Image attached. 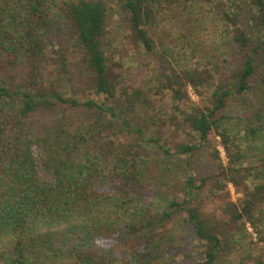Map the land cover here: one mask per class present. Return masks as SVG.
I'll return each instance as SVG.
<instances>
[{
	"label": "trees",
	"instance_id": "trees-1",
	"mask_svg": "<svg viewBox=\"0 0 264 264\" xmlns=\"http://www.w3.org/2000/svg\"><path fill=\"white\" fill-rule=\"evenodd\" d=\"M112 3L118 46L106 0H0V264H264V0ZM209 3L220 61L156 54L160 10ZM129 52L160 63L130 83Z\"/></svg>",
	"mask_w": 264,
	"mask_h": 264
},
{
	"label": "rangeland",
	"instance_id": "rangeland-1",
	"mask_svg": "<svg viewBox=\"0 0 264 264\" xmlns=\"http://www.w3.org/2000/svg\"><path fill=\"white\" fill-rule=\"evenodd\" d=\"M106 1L110 5L108 37L118 46L125 34V29L118 16L117 8L112 3L113 0ZM210 5L211 3L187 4L184 10L178 12L190 14V18L172 14L166 8L160 10L150 30L155 41L156 54L165 53V57L176 68L179 64L197 65L198 63V65L211 66L214 62L220 61L221 52L216 49L218 41L217 33L214 31L219 20L216 11ZM122 63V70L129 69L126 73V76L130 78L129 82L140 83L150 72V69L155 64L160 63V58L147 54L136 57L132 52H129ZM190 95L193 100L197 99L191 90ZM218 147L222 160L226 162L227 158L224 150L220 145ZM231 196L233 199L237 197L233 187H231ZM175 221V243L179 248L191 246L194 243L191 232L185 226L177 225L179 223L178 218ZM250 230L248 229V231Z\"/></svg>",
	"mask_w": 264,
	"mask_h": 264
}]
</instances>
